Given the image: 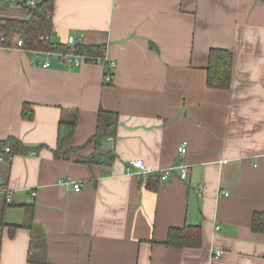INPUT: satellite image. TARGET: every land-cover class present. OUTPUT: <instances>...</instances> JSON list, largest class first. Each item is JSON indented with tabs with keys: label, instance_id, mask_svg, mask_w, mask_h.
<instances>
[{
	"label": "crops",
	"instance_id": "obj_1",
	"mask_svg": "<svg viewBox=\"0 0 264 264\" xmlns=\"http://www.w3.org/2000/svg\"><path fill=\"white\" fill-rule=\"evenodd\" d=\"M51 20L53 42L104 45L114 69L106 81L108 65L52 56L43 67V55L0 47V141L34 147L7 164L14 206L0 264H33L18 226L27 204L44 233L42 264H264V233L251 228L264 212V0H54ZM211 48L233 54L228 89L206 86ZM100 109L118 116L101 142L114 160L80 163L93 145L54 158L59 121L75 119L81 147ZM134 159L174 168L142 181L127 168ZM184 225L200 227V246H167L168 229Z\"/></svg>",
	"mask_w": 264,
	"mask_h": 264
},
{
	"label": "trees",
	"instance_id": "obj_2",
	"mask_svg": "<svg viewBox=\"0 0 264 264\" xmlns=\"http://www.w3.org/2000/svg\"><path fill=\"white\" fill-rule=\"evenodd\" d=\"M8 0H0L1 6H8ZM54 0H40L35 7L26 10L21 17L0 16V35L3 37L2 47L12 48L21 41L22 49L25 51H50V52H71L85 55V62H92L93 58L101 56L104 45H84L82 43L60 44L51 40L53 34L51 14ZM47 35V38H44ZM233 54L230 50L222 48H211L208 51L206 65V86L209 88L228 89L231 79ZM106 65V64H105ZM108 70V69H107ZM33 111L30 105L24 104L21 110V117L30 120ZM118 116L113 112L99 110L97 127L93 136L81 147H73L72 139L75 130V119L69 121L60 120L57 126L56 146L52 149L54 158L68 159L72 152H77L82 147L94 146V150L86 157L78 161L87 165L110 164L115 153L112 149L102 147L101 142L107 138L114 137ZM5 145L14 155L30 153L34 147L24 145L14 137H8L0 141V153ZM43 146V145H41ZM0 189L4 193L0 195V226H6L4 214L8 208L14 206L6 201L7 193V161L0 162ZM6 163V165L4 164ZM155 177L159 174L155 173ZM9 191V190H8ZM10 192V191H9ZM25 214L22 223L18 226L28 228L30 231L29 245L27 251V262L33 264L45 263L44 260V233L41 227L34 223L33 204L22 205ZM17 225H8L13 230ZM251 228L255 232L264 233V212H254L251 220ZM165 244L171 248L199 247L201 244V229L198 225H184L183 227H171L168 229Z\"/></svg>",
	"mask_w": 264,
	"mask_h": 264
},
{
	"label": "built area",
	"instance_id": "obj_3",
	"mask_svg": "<svg viewBox=\"0 0 264 264\" xmlns=\"http://www.w3.org/2000/svg\"><path fill=\"white\" fill-rule=\"evenodd\" d=\"M39 1L40 0H8V3L11 6H21L24 9L30 10L33 7H35ZM47 37H48L47 35H44V38H47ZM1 42H3V37L0 35V43ZM0 47H2V46L0 45ZM21 47H22L21 41H18L17 45L15 47H12V48L22 49ZM4 48H6V47H4ZM22 50H24V49H22ZM29 52H31L33 54H40V55L44 56V61L41 64L43 67H47L49 65V58L52 56L59 57L62 61L67 62V63L84 61V58H85V55L74 54L71 52H65V53L62 52L61 53V52L35 51V50H30ZM93 63L108 65V71L105 74V80L110 81V79H111L110 72L114 69V63L112 61H108L105 53H103L101 56L94 57ZM186 148H187V142L182 141L178 147L179 156H182L186 152ZM14 156L15 155L10 152L9 146L5 145L3 147L2 152L0 153V162H3V161L11 162L14 159ZM127 168L128 169L132 168L133 169L132 173L134 175H136L142 181H145L146 177L153 176L156 173V172L148 169V167L145 166L142 159H134V160L129 161L127 163ZM173 168L174 167H168V168H165V169L158 171L159 175L157 176V178L160 181H166L168 179V177L171 175ZM176 168L179 170L180 178L186 179L188 176L187 166L184 164H179L176 166ZM80 187H81V185L79 183L73 184V189L75 191L80 190ZM2 193H4V190L0 189V195ZM5 195H6V201L11 202V199H10L11 196H10V192L8 190H7V193ZM221 253H222L221 250H217L215 255L219 256Z\"/></svg>",
	"mask_w": 264,
	"mask_h": 264
},
{
	"label": "rangeland",
	"instance_id": "obj_4",
	"mask_svg": "<svg viewBox=\"0 0 264 264\" xmlns=\"http://www.w3.org/2000/svg\"><path fill=\"white\" fill-rule=\"evenodd\" d=\"M25 15V9L21 6L12 7V6H1L0 7V16H15L21 17Z\"/></svg>",
	"mask_w": 264,
	"mask_h": 264
}]
</instances>
